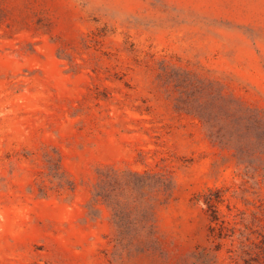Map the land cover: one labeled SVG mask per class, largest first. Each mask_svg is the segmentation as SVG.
<instances>
[{
	"label": "rangeland",
	"instance_id": "1",
	"mask_svg": "<svg viewBox=\"0 0 264 264\" xmlns=\"http://www.w3.org/2000/svg\"><path fill=\"white\" fill-rule=\"evenodd\" d=\"M0 264H264V0H0Z\"/></svg>",
	"mask_w": 264,
	"mask_h": 264
},
{
	"label": "trees",
	"instance_id": "2",
	"mask_svg": "<svg viewBox=\"0 0 264 264\" xmlns=\"http://www.w3.org/2000/svg\"><path fill=\"white\" fill-rule=\"evenodd\" d=\"M218 201V200H212V199H206L205 202L207 204V207L211 210V221H217L218 220V217H217V211H216V208H215V202ZM222 227V226H221Z\"/></svg>",
	"mask_w": 264,
	"mask_h": 264
}]
</instances>
